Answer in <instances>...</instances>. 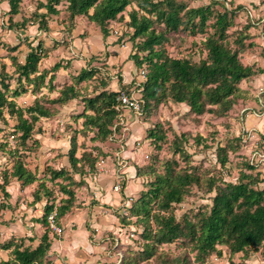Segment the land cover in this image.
<instances>
[{
    "label": "rangeland",
    "instance_id": "374dc122",
    "mask_svg": "<svg viewBox=\"0 0 264 264\" xmlns=\"http://www.w3.org/2000/svg\"><path fill=\"white\" fill-rule=\"evenodd\" d=\"M176 1L188 10L210 7L212 13L201 33L191 36L187 31L181 30L176 34H168L166 42L161 45L168 57L189 59L193 64H199L206 58L204 44L207 37L213 34L212 24L216 14L222 13L226 8L240 5L244 9L228 14L231 24L226 29L225 40L229 48L238 51L239 60L243 65L253 66L256 71L261 70L262 73H257L238 84L239 91L237 97H234V105L222 115L204 113L197 116L189 112L186 104L171 101H163L150 110L145 109L143 114H135L134 110L120 106L118 116L108 128L111 134L103 140L96 137L95 129H83L84 119L77 117L83 110L82 98L64 105H52L48 102L58 95L63 85L73 82L72 78L83 68L95 72L92 79L77 84L76 89L80 97L95 96L104 89L107 92H120L119 95L127 94L130 99L138 101L140 94L137 84L143 80L142 74L147 67L143 65L137 68L132 56L142 58L146 53L137 50L136 46L141 44L142 39L132 40V30H129L127 25L128 14L132 8L139 16L144 13L139 12L135 2L128 6L121 17L116 19L117 24L109 31V36L112 35V39H108L109 43L117 47L112 52L102 53L103 51H99L104 42L101 33L86 16L79 17L73 40H68L66 36L64 41L62 33L66 30L62 29L64 26L59 22L67 18L64 13L67 6L65 2L56 6L61 14L47 16L48 19L42 18V21L39 20V15L44 13L45 9L37 10V7L44 0H23L18 15L12 16L10 21L7 5L0 3V79H4V75L10 76L6 77L5 81L11 88L10 93H7L9 98L12 96L11 90L18 86L11 58L22 62L23 55L28 52L31 43L36 45L37 41L42 42L43 49L49 50L47 57L40 62L41 68L47 69L59 62L61 68L67 72L71 71V74L64 77L51 92H46L45 87L40 88L39 93L42 91L47 98V102L42 104L53 110L54 114L49 119H39L34 124V136L24 144H21L19 135L14 132L15 118L5 111L0 117V183L5 178L8 181L5 187L8 197L3 196L0 191V204L8 203L13 207L4 210L0 219V225L6 224L7 235L19 234L24 228L33 230V227H28L29 218L32 221L37 220L36 216L41 215L43 209L41 204L34 207L33 203L30 204L35 191L43 203L48 199V202L53 204V210H58L60 202L67 198L60 192L59 184H65L74 194L68 213L72 212L73 208H78L79 211L85 207H100L96 221L102 223L103 227L102 234L97 238L94 237L97 234L96 228L88 227V242L94 245L95 249L87 250L85 254H82V249L81 252H75L76 257L70 256V259L63 258L58 253L60 264H134L132 261L142 251L144 244L140 238L143 224L131 215L130 208L141 194L149 189V183L153 179L149 174L153 171L162 173L166 161L175 162L176 171L192 173L199 179L197 184L189 188L179 204L172 205L171 213L177 220L185 217L193 220L198 212L209 210L214 192L207 191L208 180H213L218 186L225 182H237L241 174H251L254 177L259 172L261 177H264V0ZM23 20L24 23L21 24ZM45 24H50L52 30L48 28L44 31ZM152 28L156 32L163 31L158 22H155ZM40 29L41 31H37ZM62 39L64 42H60ZM16 45L18 48L15 49ZM60 69L57 73L64 75L65 72ZM49 76L45 78L44 83ZM56 78L55 73L54 79ZM24 82L25 80L21 79L20 84L27 92L16 98L15 102L18 108L25 110L33 103L36 94L31 95L33 87ZM75 101L77 103H74ZM87 114L92 115L91 112ZM154 129L163 135L161 142L153 143L149 138V132ZM72 136H75L77 143L76 157L85 152L84 161L78 165L82 174H72L76 183L82 181L78 187L63 179L49 181L48 170L61 166L62 158L67 156L65 148L70 147ZM39 140L43 142L44 148L49 146L59 151H39ZM219 148H225L224 152L219 151ZM220 156L226 158L223 166L219 163ZM250 159L256 164L252 170L246 167ZM17 160L38 179L31 185L21 188L16 186L14 189L12 186L15 185V179L9 177ZM90 163H94L93 171H89ZM125 175H128L130 180V192L127 195L122 190V184L126 183ZM86 180L99 186L96 192H102L103 195L101 187L112 183L110 186L113 191L119 192L120 203L113 206L102 205L101 197L97 199L95 194L85 189L83 195H86V200L80 199L79 192L85 187ZM257 180L255 187L263 189L264 179ZM41 181L47 188L49 197L44 194L45 190L40 186ZM114 186L119 189L114 190ZM21 204H24L26 209H21ZM58 224L62 228L60 222ZM43 227H40V231L46 229ZM47 231L50 241L53 238L59 240L63 235V228L60 235L50 232L49 229ZM19 238L22 237H17L18 241ZM4 240L5 237L1 236L0 242ZM25 244L29 242L25 241ZM185 250L182 240L164 244L157 249L155 256L138 264H163L164 258H173L183 254ZM217 250L221 251V256L212 254L201 264H264V245L234 255H229L224 246H218ZM4 258L5 252L0 251V259Z\"/></svg>",
    "mask_w": 264,
    "mask_h": 264
},
{
    "label": "trees",
    "instance_id": "16d2710c",
    "mask_svg": "<svg viewBox=\"0 0 264 264\" xmlns=\"http://www.w3.org/2000/svg\"><path fill=\"white\" fill-rule=\"evenodd\" d=\"M23 0H0L5 3L9 21L12 16L18 15L19 7ZM62 2L67 4V18L61 20L64 29L69 36L72 32L74 19L86 16L87 20L97 27L103 39L109 36L110 24L117 23L116 19L133 2L140 13L132 8L128 14V29L132 30V40L142 39L137 47L139 52L146 56L139 58L132 56L137 68L146 65L144 78L138 82L140 112L157 107L163 101L186 104L189 112L200 116L204 113L222 115L228 112L234 105V97L238 95V84L245 81L261 70H255L253 66L243 65L238 57V51L228 47L226 29L230 26L228 14L244 9L243 6L226 8L222 13L216 14L215 22L212 24L213 34L205 41L206 58L199 64H193L189 59L170 58L162 50L161 45L166 42L167 35L187 31L191 36L201 33L212 10L210 7H197L186 9L176 0H44L38 4L37 10L45 9L39 15L40 21L48 19L49 16L61 14L56 6ZM235 10V11H233ZM92 11V13H90ZM48 16V17H47ZM11 17V18H10ZM63 21V22H62ZM155 22L160 23L163 31L156 32L152 26ZM24 23V20L21 24ZM44 25V24H43ZM40 27V25H39ZM44 31L48 30L45 24ZM38 29V28H37ZM41 30V29H40ZM39 30V31H40ZM30 42V41H27ZM18 45V44H17ZM14 46L18 48V46ZM48 50L43 49L42 42L36 45L30 44L28 52L23 55L22 62L11 58L12 66L15 67V76L18 83L17 88L12 91L9 98L7 93L11 89L4 79H0V117L5 111L10 117H14L16 124L14 132L19 135L21 144L33 137L34 124L39 119H49L53 116V110L46 108L42 102H47L41 87L46 92H51L58 83L52 85L54 74L61 68L59 62L49 69H39V64L48 55ZM68 65V63H67ZM67 68V67H66ZM94 70L83 68L72 78L73 82L63 85L58 95L49 100L52 105H64L74 99L82 98V113L78 118H83V129L93 128L97 131L100 140L111 134L108 128L119 114L120 104L117 98L120 92H107L102 89L100 93L91 97H80L77 84H81L93 78ZM50 74L48 82L44 84L47 75ZM21 79L25 84L31 85V95L36 94L32 104L25 110L18 108L15 99L27 92L20 84ZM105 84L103 83V87ZM10 93V92H9ZM124 94V93H121ZM129 97L127 94H125ZM91 112L92 115L87 114ZM136 114V113H135ZM158 129L159 126H156ZM149 138L153 143L163 140L160 131L154 129L149 132ZM67 157L70 172L65 168L59 170L49 169V181L63 179L69 184L80 186L82 181L76 183L72 174L81 175L78 165L84 161L85 152L76 157L77 143L75 136L69 141ZM225 148H219L224 152ZM178 151V150H177ZM93 161V160H92ZM226 158L219 157V163L223 166ZM175 162L166 161L163 164V172L149 174L153 179L149 183V189L142 193L138 201L130 208L131 215L143 224L140 238L144 241L142 251L134 258L132 263L144 262L156 255L157 249L162 245L172 244L182 240L185 244V252L173 258H164L163 264H201L212 254L221 256L218 246H224L229 255L245 253L247 249H257L264 245V188L255 187L257 179H264L257 172L254 177L249 174H241L237 182H225L215 185L213 180H208V192H214L211 206L208 211L198 212L193 220L182 218L177 220L171 213L173 204H179L188 193L192 185L198 183L199 179L192 173L176 171ZM256 164L251 159L246 164L247 169L252 170ZM89 171L94 170V163L88 165ZM15 179L25 187L37 181L36 175L27 170L19 160L14 162L9 179ZM7 179L0 183V191L7 196L5 187ZM60 192L67 196L66 200L60 202L56 210L57 221L64 216L72 204L74 194L65 184H59ZM49 197V192L40 182ZM37 191L34 192L33 202L40 201ZM48 200V199H47ZM8 203L0 204V219L2 212L8 209ZM53 211V204L49 202L44 206L43 214L36 223L46 228L40 237L35 235L27 238H19L0 242V251H9L6 260L0 259V264H49L47 253L50 249V238L46 217ZM2 221L0 220V224ZM28 241L29 244H25ZM37 242L36 245L32 243ZM193 254V256H192ZM161 256V254H159Z\"/></svg>",
    "mask_w": 264,
    "mask_h": 264
},
{
    "label": "crops",
    "instance_id": "0c3cea01",
    "mask_svg": "<svg viewBox=\"0 0 264 264\" xmlns=\"http://www.w3.org/2000/svg\"><path fill=\"white\" fill-rule=\"evenodd\" d=\"M78 19H79V17H76L74 19L72 32L69 33V36H67L68 34L65 32L62 33V38L64 39V41H65L66 36L68 37V40H70V39L73 40V38L75 37L74 31L77 28ZM59 24L63 25L61 22H59ZM59 24H57V25H59ZM116 24L117 23L112 22L110 24V29H112ZM48 28H49V30H52L50 24H49ZM62 29L65 30L64 28H62ZM58 30H60V29L58 28ZM37 31H39V30H37ZM63 39L60 42H64ZM108 39H112V35L108 36L105 39L102 38V40H104L103 46H101V48L99 49V51H103L102 53H105L106 51L112 52V51H114L115 47H117V45H112V43H109ZM53 42H55V41H53ZM71 63L73 64L74 62L72 61ZM39 69L42 70L45 68H41V66L39 64ZM47 69H49V68H47ZM60 70L62 72H65V74L64 75L58 74L57 73L58 71H57L56 72L57 78H56V80H54L52 82V85H55L56 83H61V81H63L64 77H68L67 75H69V73L71 72V71L67 72V70H64L63 68H61ZM71 70H72V68H71ZM48 75H50V74H48ZM48 79H49V77H48ZM48 79H47V82H48ZM46 83H44V84H46ZM42 94L39 93V95H42ZM74 103H77V102L75 101ZM72 113L73 112H71V114ZM54 142L55 141L53 140L52 143H54ZM39 145H40L39 151H42V149H45L48 152H53V150H54V151H56V153L59 151V149H57V148L52 149V148H49V146H47V148H44L43 142L41 140H39ZM65 149H66L65 151L67 154L69 148H65ZM60 168H65L68 171H70V165H69V161H68L67 156H64L62 158L61 166L55 167L53 170H59ZM125 180H126V183L122 184L123 185L122 190H123V193L125 195H127V193L130 192V189H129V181L130 180H129L128 175H125ZM14 181H15L14 182L15 185H13L12 187L14 189L16 188V186L21 188V184L19 182H17V180H14ZM110 185L104 184V187H101L100 191H102V190L104 191V195H103L102 192H96L99 186H95V183H92L90 180H86L85 187H82L81 191L79 192V198L82 200H86V195H85V197L83 195L84 194L83 191L85 189L86 191H90L91 193L95 194L97 199H99L98 197H101L100 198V200H101L100 204H102V205H104V204L110 205V206L118 205L120 203L119 202V200H120L119 192H114ZM31 201L32 202H30V204L33 203L32 207L41 204L43 209H44V206L48 203V200H45L44 203H43V200L37 201L36 203L33 202V199ZM50 204H52V202H50ZM12 208H13L12 205L9 204L8 209H12ZM21 209H26V206H24V204H21ZM43 209H41V215L36 216L35 219L38 220L41 218L42 213H43ZM73 209L74 210L72 212H69V213L67 212L64 216L59 218L58 222H60V225L63 228V235H62L61 239H59V240H56L55 238H53V240L50 241L51 245H50L49 252L47 253V260L49 261V264H60V261H59L60 256L57 255L58 253H60L63 258L66 257V258L70 259V256L76 257L75 252H79V251L81 252L82 249H83L82 254L83 253L85 254L87 252V250L90 251L91 249H95L93 247L94 245L89 244V242H88V237H89L88 227H91L92 229L96 228L97 234L94 237L97 238L102 234L101 227H103V224L100 222L97 223V221H96L97 218H99V216L97 214L99 213L100 207H92L91 209L85 207L83 209H80L79 211H78V208H73ZM54 210L56 211V208ZM29 221H30V223L28 222V224L30 226H28V227H33L32 228L33 230L30 229L31 232H30V230H27V229L25 230V228H24V230L22 232H19V234L18 233H10L7 235L6 234L7 233L6 232L7 231L6 224H4V225H0V237L4 236L5 237L4 241L17 239V237L27 238V237H32L34 235L36 237H40L44 233L45 230L40 231L41 225L36 223V220L32 221L29 218ZM89 222H90V224H89ZM25 224H27V223H25ZM15 232H17L16 229H15ZM36 244H37V242L35 243V245ZM1 252H4V251H1ZM8 252L9 251L5 252L6 258L1 259V260H6L8 258Z\"/></svg>",
    "mask_w": 264,
    "mask_h": 264
},
{
    "label": "built area",
    "instance_id": "2783aa9c",
    "mask_svg": "<svg viewBox=\"0 0 264 264\" xmlns=\"http://www.w3.org/2000/svg\"><path fill=\"white\" fill-rule=\"evenodd\" d=\"M143 78H144V74H142V79ZM117 101L119 102L120 106H124L129 109H132L135 111V113L140 112L139 102L137 100L130 99L125 94H121L117 98ZM118 189H119L118 186H114V190H118ZM56 217H57V214L55 210L49 213V215L46 217L47 227L50 232L56 235H60L62 233V228L59 226Z\"/></svg>",
    "mask_w": 264,
    "mask_h": 264
}]
</instances>
